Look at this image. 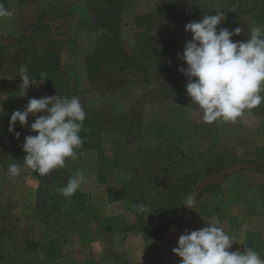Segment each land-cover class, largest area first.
I'll use <instances>...</instances> for the list:
<instances>
[{
	"label": "rangeland",
	"instance_id": "374dc122",
	"mask_svg": "<svg viewBox=\"0 0 264 264\" xmlns=\"http://www.w3.org/2000/svg\"><path fill=\"white\" fill-rule=\"evenodd\" d=\"M0 4L14 12L0 18V202H7L0 203V264L129 263L114 240L121 230H138L146 239L158 240L153 264H179L182 258L172 251L179 235L209 222L236 238L230 251L253 247L264 258V103L256 112L244 110L235 122L205 123L186 94V84L178 88V95L161 98L157 80H166L155 72L159 62L173 73L185 66L177 54H182L191 33L185 32L184 21L176 23L180 7L202 5L206 14L224 13L218 27L242 31L263 27L257 13L264 10V0ZM34 34L36 42H28ZM25 44L28 52H19ZM48 48L60 51L68 89H56L55 78L48 77L20 96L17 62L35 60ZM54 95L80 97L85 110L101 112L102 128L108 131H100L89 164L82 167L85 150L78 149V157L67 158L65 169L46 174L39 194L32 195L7 173L8 164L22 163L19 156H9L13 151L7 146L36 133L18 121L10 132V117L28 99ZM34 119L28 117L29 125ZM15 132L21 133L19 138ZM180 136L182 144L177 143ZM94 168L103 174L94 175ZM78 171L88 177L81 185L89 180L92 192L104 191L102 207L93 205L91 192L62 194L64 180ZM3 185L19 187L8 192L1 190ZM189 194L195 195V209L182 205ZM17 200L30 206L17 209ZM137 205H145L147 211L137 212ZM99 241L103 248L96 252Z\"/></svg>",
	"mask_w": 264,
	"mask_h": 264
},
{
	"label": "clouds",
	"instance_id": "9594fccd",
	"mask_svg": "<svg viewBox=\"0 0 264 264\" xmlns=\"http://www.w3.org/2000/svg\"><path fill=\"white\" fill-rule=\"evenodd\" d=\"M13 15V10L0 4V18ZM224 20L225 14L216 11L214 15L205 14L199 21L186 23L184 29L191 33V38L185 42L182 54H177L186 62V67L178 68L187 78L186 94L191 104L200 109L202 120L209 124L219 120L235 122L244 110L264 103V27L254 26L246 41H234L232 37L239 35L241 28H218ZM19 71L23 85L19 92L20 96H25L29 86L36 85L38 80H33L25 67ZM44 75L41 73L42 77ZM30 114L35 119L29 125ZM85 118L86 111L78 96L28 99L22 110L12 112L9 131H15L18 121L36 134L24 137L23 162L8 164L7 173L21 177L31 171L43 177L54 169H65L66 159H76L77 150L84 143L80 133L85 130ZM20 135L15 132L17 138ZM83 180V173L79 171L69 176L62 194L74 195ZM196 203L195 195L189 194L182 205L195 209ZM135 208L139 213L147 211L145 205ZM234 242L238 241L224 227L209 222L200 229H185L172 251L182 258L179 264H264V258L253 247L230 251Z\"/></svg>",
	"mask_w": 264,
	"mask_h": 264
},
{
	"label": "trees",
	"instance_id": "16d2710c",
	"mask_svg": "<svg viewBox=\"0 0 264 264\" xmlns=\"http://www.w3.org/2000/svg\"><path fill=\"white\" fill-rule=\"evenodd\" d=\"M180 12V18L179 20H176V23L178 21H184L185 23H188L187 21H199V19L203 18V16L206 14L205 12V7L202 5H187L185 7H180L178 9ZM185 13V15H184ZM196 14L199 16L196 17ZM258 19L262 20L263 22V27H264V10L263 7H261L260 12L257 13ZM256 15V16H257ZM173 16H176L175 14ZM255 16V17H256ZM184 23V24H185ZM219 28V27H218ZM38 30V29H36ZM43 31L49 32V29L44 27ZM36 32V31H35ZM250 34V30L248 28H245L240 32L239 35H237L233 40L234 41H246L249 37L248 35ZM25 38V37H24ZM38 38L37 34H34L33 39L30 38L28 39V42H36ZM42 40L45 39L44 37H41ZM20 42V41H19ZM27 45H23L20 49V51L26 50ZM105 50H108V48L105 47ZM16 62V61H15ZM185 67H186V62ZM17 64L19 67H25L28 70L29 75L33 78V80H40V79H47L49 78H55L56 82V89H68L67 88V82L65 79V73L61 69V63H60V51L55 49V48H48L47 50L41 52V54L35 59V60H24V61H18ZM160 62L157 64L155 68L156 73H161L164 75L166 81H161L157 80L159 83V90L162 93L161 98H169L171 96H176L178 95V88L181 87L183 84H186L187 78L182 74V73H173L167 69V65L163 64L160 66ZM41 73H44L45 75L42 77ZM19 80L21 78L19 77ZM50 84V83H49ZM54 88H52V91ZM252 111H258L256 108L251 109ZM86 111V118L83 121V126L85 130H82L80 135L84 140V143L82 147L79 149V151L83 150H94L98 148V137L100 134V131H108V130H103L102 124L105 120L104 116H99L101 112H92L89 110ZM184 137L180 136L177 139V143L182 144ZM22 143L23 141H17V139L11 140V143L7 146L8 150H12L13 153H11L9 156L15 157L19 156L20 160L23 162V157L25 153L23 152L22 149ZM183 149L190 151L191 147L188 145L183 144ZM27 174L31 175L33 178L37 179L40 181V183H45V178L46 175L41 177L39 176L38 173L36 172H31L28 171ZM53 177V176H52ZM64 182L67 183V180L65 179ZM79 194L81 195V192L77 190V192L74 194ZM128 230H121L120 233L125 232ZM4 232V230H0V235ZM149 238V237H146ZM123 264H129L128 262H125Z\"/></svg>",
	"mask_w": 264,
	"mask_h": 264
},
{
	"label": "crops",
	"instance_id": "0c3cea01",
	"mask_svg": "<svg viewBox=\"0 0 264 264\" xmlns=\"http://www.w3.org/2000/svg\"><path fill=\"white\" fill-rule=\"evenodd\" d=\"M31 115V114H30ZM29 115V120L30 117H34V116H30ZM91 150H87V151H83L81 152V162H82V167L88 163L89 164V159L91 157L90 153ZM68 162V160L66 159V163ZM94 164V163H93ZM87 168H82V170H85ZM90 171V170H88ZM91 172L94 173V175L96 176H100L103 174V170L101 169H97L94 168ZM89 176V175H88ZM87 176L85 175L84 178H86ZM90 177V176H89ZM88 178V177H87ZM17 184L21 185L20 189H27L29 194L32 193V195L35 194L38 195L40 192V181L33 178L31 175L27 174V172L22 175L21 177H17ZM87 186L85 184L81 185V187L79 188L81 190V192L83 193H88L91 192L92 194H94L92 196V203L94 206H98L102 207L104 205L105 202H103V198H104V191L101 190H97V191H93L92 192V187L90 186L91 181L88 180L87 182ZM19 186H14V185H3L1 186V190L3 189V191H16V188ZM2 199V197H1ZM5 201L2 199L1 200V204L4 203ZM34 202V201H33ZM32 202V208L35 206V204ZM7 203V202H5ZM16 207L17 209H21L23 210L25 207L30 206V202H24L23 200L21 201H16ZM1 207V206H0ZM96 217H99L96 214ZM97 220V218L95 219ZM114 240L116 241L117 244H121V250L122 253L124 254V256L126 257L127 261H129V263H133V264H153V262H151V260L153 259V253L158 251L159 249V244H157L158 240H150V239H146L144 237V235L139 232L138 230H131V231H125L122 233H119V235H116L114 237ZM118 246V245H117ZM95 248H96V252L102 250L103 248V244L99 241L95 243ZM119 248V247H118ZM155 264H160L158 263V261H156Z\"/></svg>",
	"mask_w": 264,
	"mask_h": 264
}]
</instances>
